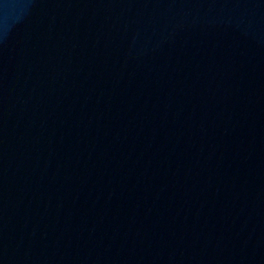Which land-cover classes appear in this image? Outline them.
<instances>
[{
  "label": "water",
  "instance_id": "water-1",
  "mask_svg": "<svg viewBox=\"0 0 264 264\" xmlns=\"http://www.w3.org/2000/svg\"><path fill=\"white\" fill-rule=\"evenodd\" d=\"M0 264H264V0H0Z\"/></svg>",
  "mask_w": 264,
  "mask_h": 264
}]
</instances>
